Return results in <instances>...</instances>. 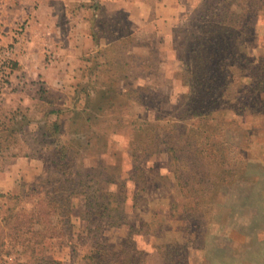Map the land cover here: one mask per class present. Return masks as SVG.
Masks as SVG:
<instances>
[{
	"label": "rangeland",
	"instance_id": "374dc122",
	"mask_svg": "<svg viewBox=\"0 0 264 264\" xmlns=\"http://www.w3.org/2000/svg\"><path fill=\"white\" fill-rule=\"evenodd\" d=\"M201 4L202 0H89L85 5L72 4L75 17L86 19L89 37L97 48L88 47L85 55L75 57L79 61H74L73 54L76 67L71 69L65 83L51 82L50 86L35 80L32 83L28 78L17 110L12 106L0 107V122H9L15 113L25 117L26 125L14 136V144L18 145L14 151L30 158V163L20 164L22 174L15 181L17 188L0 192V221L22 209H32L35 200L43 197L42 180L55 174L51 163L55 145L51 140L56 135L50 123L57 120L59 140L54 142L63 144L75 140L79 146L76 162L80 171L96 170L113 178L106 182L103 177L101 188L116 192L118 199L112 204L115 208L112 214L119 215L125 223L105 226L96 234L98 241L120 246L127 237L128 226L133 225L134 240L150 254L152 264L162 262L157 245L193 242L196 236L199 240L189 246V264H264L262 113L222 112L226 119H237L240 127L226 125L211 132L220 134L226 128L223 135L228 142L223 149L236 153L235 147L243 138L242 149L246 154H237L231 161L203 155L210 168L203 170V166L195 163L193 174L190 163H177L161 147L159 153L140 159L138 169L144 181L139 179L141 173L135 171L131 162L129 141L137 122L156 121L161 125L181 122L177 115L183 114L182 101L194 90L189 83V70L195 60V44L202 42V33L194 21L195 11ZM81 22L73 21V28ZM20 23L26 24V21L16 24ZM248 27L240 49L256 62L264 54V15L254 17ZM114 86L125 92L122 100L115 97L114 106L99 112L95 105L103 98L110 99L116 93ZM57 110L58 114L50 113ZM188 122L180 123L176 130L168 129L178 138V146L187 141L189 150L197 145L204 148L200 143L189 146L187 138H195L197 126ZM14 123L18 128L20 123ZM43 132L48 135L43 136ZM9 160L7 153L0 154V171ZM208 172L215 184L205 199L206 209L191 213L188 208L193 203L184 195L204 186L203 178ZM180 175L184 176V182L188 179L186 185L179 184ZM32 189L35 198L27 195ZM84 206V196H71L70 230L61 237L44 236L41 248L37 249L38 256L62 264H86L96 239L87 232L88 221L81 217ZM51 220L48 228L56 226L58 230L60 223L55 218ZM27 238L35 240L30 234ZM9 249L7 264L27 261L26 248L17 245Z\"/></svg>",
	"mask_w": 264,
	"mask_h": 264
},
{
	"label": "trees",
	"instance_id": "16d2710c",
	"mask_svg": "<svg viewBox=\"0 0 264 264\" xmlns=\"http://www.w3.org/2000/svg\"><path fill=\"white\" fill-rule=\"evenodd\" d=\"M259 14L264 15V0H202L201 6L195 11L194 18L195 27L202 33V42L195 44V60H192L189 70L191 71L189 83L194 88L193 96L189 94L182 101L183 114L177 115L181 122L173 121L161 125L156 121H142L137 122L139 124L133 128L132 138L129 141L131 162L135 171L141 173L139 179L144 181V175L141 169H138L140 159L153 152L159 153L163 148L171 153L177 163L180 161L185 164L190 163L193 174H195V163H198L200 167L203 166V170L210 168L205 164L203 155H207V158L219 157L223 160L230 159V161L237 157V154L244 156L243 138L241 141L239 139V145L235 147L237 153L226 151L223 149L228 142L223 135L226 128H223L220 134H213L211 131L226 125L240 127L237 119H226L222 114L225 110H234L237 115H243L245 112L262 113L264 124V54L254 62L240 49L249 30L248 24ZM114 89L116 93L110 99L103 98L95 105L99 112L104 113L106 108L114 106L115 97L122 100L125 92L115 86ZM50 113L58 114L59 110ZM8 121L0 122V154L7 153L10 157L19 156L20 154L14 151V146H18L14 144V136L23 125H26V120L24 116L15 113ZM14 122L20 123L18 128H15L17 124ZM185 122L197 126L195 138H187L189 146L200 143L204 148L200 149L197 145L189 150L187 141L186 144L178 146L180 142L170 129L176 130L180 123ZM50 124L53 134L56 135V139L51 140L55 145L51 160L54 177L42 180L41 185L45 187L43 197L35 200L32 209H22L14 215L1 219L0 264L9 262V248L17 245L28 250V259L23 264H62L58 260L38 256L37 249L41 248V240L44 236L61 237L64 232L70 230V198L74 194L84 196L85 211L81 217L88 221L87 232L93 234L96 239L86 257V264H152L148 257L150 254L145 249L139 248L134 240L133 225L128 226L127 237L120 246L98 241L96 234L100 233L105 226H121L125 223L119 215L112 214L115 209L112 204L118 199L116 192L101 188V181L104 178L106 182L113 181V178L96 170L92 173L80 171L76 162V157L79 155L78 144L73 139L69 140L71 143H55L59 140L57 134L60 132V124L57 120ZM53 134L49 133V135ZM245 134L247 132L244 133V137H246ZM46 135L48 134L43 132V136ZM132 177L134 179L136 173ZM183 177V175L179 177L181 185L184 182ZM203 181L204 186L199 185L198 189L184 195L193 203L188 208L191 213H195L200 208L206 209L205 199L215 181L209 172L206 173ZM187 183L186 178L184 184ZM27 195L36 197L34 189L27 192ZM51 217L60 223L58 230H55L56 226L48 228L52 223ZM40 223L42 225L35 228L34 225ZM47 229L49 233L44 234ZM27 234L35 240L27 238ZM198 240L196 236L194 241ZM194 241L157 245L161 264H189V246L194 245L196 243Z\"/></svg>",
	"mask_w": 264,
	"mask_h": 264
},
{
	"label": "crops",
	"instance_id": "0c3cea01",
	"mask_svg": "<svg viewBox=\"0 0 264 264\" xmlns=\"http://www.w3.org/2000/svg\"><path fill=\"white\" fill-rule=\"evenodd\" d=\"M88 1L0 0V39L3 43L12 40L17 22L26 21L22 42L18 47L16 60L12 63L9 93L5 95L0 107L12 106L15 107L14 111L17 110L28 78L32 83L35 80L50 86L51 82L65 83L70 77L71 69L76 67L75 62H72L73 54L75 53V59L85 55L88 47L93 45L97 48L89 37L86 19L75 17L72 11L73 3L85 5ZM76 20H82L83 23L73 28L72 23ZM49 53H52L51 58ZM76 60L79 61H74ZM29 160V157L20 155L10 157L8 165L0 171V192L17 188L15 181L22 174L20 164L30 163Z\"/></svg>",
	"mask_w": 264,
	"mask_h": 264
},
{
	"label": "built area",
	"instance_id": "2783aa9c",
	"mask_svg": "<svg viewBox=\"0 0 264 264\" xmlns=\"http://www.w3.org/2000/svg\"><path fill=\"white\" fill-rule=\"evenodd\" d=\"M25 28L26 24L24 23L15 25L12 40L8 44L0 42V103L10 87L13 70L12 63L16 59Z\"/></svg>",
	"mask_w": 264,
	"mask_h": 264
}]
</instances>
